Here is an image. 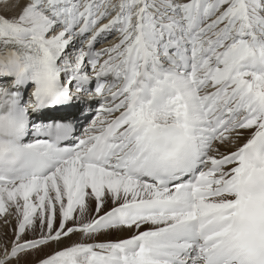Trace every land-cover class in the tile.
<instances>
[{
  "label": "snow or ice",
  "instance_id": "1",
  "mask_svg": "<svg viewBox=\"0 0 264 264\" xmlns=\"http://www.w3.org/2000/svg\"><path fill=\"white\" fill-rule=\"evenodd\" d=\"M0 264H264V0H0Z\"/></svg>",
  "mask_w": 264,
  "mask_h": 264
}]
</instances>
